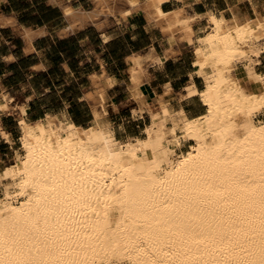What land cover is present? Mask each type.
Returning a JSON list of instances; mask_svg holds the SVG:
<instances>
[{
    "label": "bare ground",
    "instance_id": "1",
    "mask_svg": "<svg viewBox=\"0 0 264 264\" xmlns=\"http://www.w3.org/2000/svg\"><path fill=\"white\" fill-rule=\"evenodd\" d=\"M117 1L129 0L64 9L94 18ZM163 1L138 10L172 36L191 33L190 17L162 11ZM209 21L194 47L200 115L188 118L163 96L144 100L143 61L161 58L139 53L130 88L134 113L148 118L141 135L116 137L97 74L88 125L20 112V148L0 170V264H264V16L210 13Z\"/></svg>",
    "mask_w": 264,
    "mask_h": 264
},
{
    "label": "crops",
    "instance_id": "2",
    "mask_svg": "<svg viewBox=\"0 0 264 264\" xmlns=\"http://www.w3.org/2000/svg\"><path fill=\"white\" fill-rule=\"evenodd\" d=\"M145 2H113L112 13L103 11L94 18L74 20L66 15L65 6L91 11L96 9L95 0H0V13L10 20L0 22V170L18 153L20 112L29 121L43 119L47 113L73 118L70 108L86 102L91 112L88 124L91 122L95 101L88 94L99 91L95 74L103 76L97 80L107 94L108 117L118 137L121 123H115L110 111L119 114L115 118L123 120L125 127L137 120L138 114L130 108L138 105L130 88L131 56L136 53L161 58L160 62L150 57L143 61L139 89L146 102L159 103L163 96L174 109L183 108L188 118L202 114L205 105L193 93L204 87V79L196 73L194 47L207 30L209 14L223 13L227 19L264 16V0H164L162 11L183 9L192 21L191 33L178 30L172 36L145 10H138ZM261 58L263 61L264 53ZM192 84L193 89H188ZM69 87L76 90L70 93ZM5 95L13 100L7 102ZM52 98L57 106L49 104ZM30 104L38 107L34 118L28 113ZM132 130L124 129L126 135L120 139L139 135Z\"/></svg>",
    "mask_w": 264,
    "mask_h": 264
},
{
    "label": "rangeland",
    "instance_id": "3",
    "mask_svg": "<svg viewBox=\"0 0 264 264\" xmlns=\"http://www.w3.org/2000/svg\"><path fill=\"white\" fill-rule=\"evenodd\" d=\"M264 60H263V64L258 68L259 71H263L264 70ZM75 87H69L68 88V91L71 93L73 91H75ZM49 104L50 105H53V106H57V103H56V99L55 98H52V99H49ZM94 106V105H93ZM134 107H136V105H131L130 108H132V112L134 113L133 109ZM28 113H29V116L30 118H34L37 114H38V107L35 106L34 104H30L29 107H28ZM70 113L71 115H75L79 120L81 121H84V120H87L84 125H88V122L90 120V117H91V112H90V106L88 103L84 102L78 106H72L70 108ZM110 114L111 116L114 118L113 120L115 121L116 124H118V122L121 123V127L122 129L120 130L121 132L118 133V137L119 138H122L124 137L126 134L124 133V129H127L129 130V128H131L132 132H136L137 134L141 135L142 134V128L143 126L145 125V123L148 121V118L147 116H145V118H140V116H136L137 117V120L133 121L131 120L128 124H126L127 127H125L124 125H122V122L123 120H119L117 118H115V116L119 115V114H116L112 111H110ZM121 114L124 116L123 118H125V115H126V110L124 111H121ZM259 120H264V112L261 113L258 117ZM124 120H128L127 119H124ZM129 126V127H128ZM190 143H186L181 149H178V151L180 150H187L188 147H189ZM20 148V144L17 146V149ZM17 151V150H16ZM15 155H16V152H15ZM15 161L12 160V163ZM10 164V163H9ZM3 195V186L1 185L0 187V197H2ZM124 264H127V263H124Z\"/></svg>",
    "mask_w": 264,
    "mask_h": 264
},
{
    "label": "trees",
    "instance_id": "4",
    "mask_svg": "<svg viewBox=\"0 0 264 264\" xmlns=\"http://www.w3.org/2000/svg\"><path fill=\"white\" fill-rule=\"evenodd\" d=\"M36 118H39V117H36ZM73 118H74V120L77 122V123H79V124H84L87 120H84V121H81V120H79L75 115H73Z\"/></svg>",
    "mask_w": 264,
    "mask_h": 264
}]
</instances>
